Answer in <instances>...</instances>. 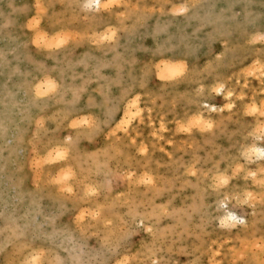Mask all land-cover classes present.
Returning <instances> with one entry per match:
<instances>
[{
    "label": "rangeland",
    "instance_id": "obj_1",
    "mask_svg": "<svg viewBox=\"0 0 264 264\" xmlns=\"http://www.w3.org/2000/svg\"><path fill=\"white\" fill-rule=\"evenodd\" d=\"M198 1L0 0V264H264V0Z\"/></svg>",
    "mask_w": 264,
    "mask_h": 264
},
{
    "label": "bare ground",
    "instance_id": "obj_2",
    "mask_svg": "<svg viewBox=\"0 0 264 264\" xmlns=\"http://www.w3.org/2000/svg\"><path fill=\"white\" fill-rule=\"evenodd\" d=\"M106 1V0H105ZM218 1H221V0H199L198 2H197V4L194 6V8H193V10H192V12L190 13V15L187 17L188 19H194L196 16H197V13H199L200 12V8H202L203 7V9H204V7H207L206 6V3L208 2V4L210 5V3H212L213 5H212V8H215V6H216V4H214L215 2H218ZM223 1H226V2H228V3H236V2H239L240 0H223ZM82 2V1H81ZM83 2H84V5L86 4V3H88L89 2V0H83ZM195 2V1H194ZM100 4H101V7L100 8H106L105 7V5L106 4H103V0H100ZM192 4V3H191ZM109 7V6H108ZM186 7V6H185ZM184 8V7H183ZM211 8V7H210ZM42 9V8H41ZM186 9H187V7H186ZM105 10V9H104ZM20 12H19V9L18 8H13V10H12V14L14 15V17L17 15L18 16V14H19ZM108 14V13H107ZM107 14H105V13H101V14H91L90 15V17H89V20H88V27H90V28H92V29H96V28H101V29H106L107 27H108V25H109V21H110V19H109V16L107 15ZM11 18H13V16L11 17L10 16V19ZM186 18V23H184L185 25H183V28H186L187 27V19ZM244 30V29H243ZM100 31H102V30H99V32ZM104 31V30H103ZM41 34H42V32H40ZM40 33H37L35 36L36 37H38L37 35H41ZM54 33H56V32H53L52 34H54ZM57 33H58V30H57ZM61 32H59V34H60ZM98 33V32H97ZM102 33V32H101ZM107 33V32H106ZM103 34V33H102ZM43 35V34H42ZM41 35V36H42ZM47 35V34H46ZM57 36H56V38H54V39H57V37L58 38H60L59 36H58V34H56ZM40 36V37H41ZM44 36V35H43ZM54 36H55V34H54ZM47 37V36H46ZM61 37H62V33H61ZM63 37H64V35H63ZM62 37V38H63ZM39 38V37H38ZM53 38L51 37V41H53ZM60 39V40H62V41H64L63 39ZM93 39H94V37H93ZM185 39V38H184ZM44 40V39H43ZM96 40V39H95ZM98 41V40H97ZM54 42V41H53ZM37 43V42H36ZM50 45H51V43L52 42H48ZM57 43V42H56ZM56 43H54L55 45H57ZM60 43V42H59ZM54 44H52V46H54ZM61 44V43H60ZM100 44V43H99ZM48 44H46V46H47ZM43 46V45H42ZM49 46V45H48ZM186 46V45H185ZM46 48H48V47H46ZM194 51V50H193ZM193 51H191V52H188V51H184V50H180V51H178V56H179V58H184V57H189L190 56V54H192L193 55ZM224 54L225 55H230L231 53H229L228 52V50H224ZM228 59V58H227ZM226 60V59H225ZM167 61V60H166ZM175 62H180V60L179 61H176L175 60ZM160 63V62H159ZM158 64V63H157ZM159 65V64H158ZM178 66V65H177ZM179 67V66H178ZM181 71H183L182 69H181ZM181 71L180 72H178V73H181ZM164 73H167V72H165L164 71ZM163 73V74H164ZM170 74V73H169ZM176 75H177V73H176ZM173 76V75H172ZM174 76H175V74H174ZM173 76V77H174ZM162 77V76H161ZM165 78V77H164ZM169 78H170V76H169ZM167 79V78H166ZM41 80H37V82L36 83H39ZM8 82V81H7ZM41 82H43V80L41 81ZM10 84H8V86H9ZM43 86V85H42ZM11 88V87H10ZM217 89H219V92L224 96V97H226V98H229V96L231 95V91H226V92H224V93H222V86L221 85H217ZM1 92V91H0ZM217 92V91H216ZM1 94V93H0ZM12 95H10L9 96V101L10 100H12V97H11ZM138 98V97H137ZM130 100V99H129ZM128 100V101H129ZM5 102H7V100H5V97L3 98H0V108L4 105V103ZM135 102V101H134ZM133 102V103H134ZM201 103H204L207 107H208V109H210V110H214V111H216L218 108L215 106V105H212V104H209L207 101H202ZM230 104V103H229ZM226 106V105H225ZM31 106H29L28 105V108H30ZM125 107V106H124ZM130 107V106H129ZM132 107V106H131ZM219 107V106H218ZM223 107V106H222ZM230 107H231V105H230ZM40 108H41V106H40ZM133 108V107H132ZM224 108H226V107H224ZM15 109V108H14ZM134 109H135V107H134ZM125 109H123V111H124ZM137 110V109H136ZM132 111V110H131ZM248 112H249V110H247ZM254 112V111H253ZM252 112V113H253ZM263 115V114H262ZM126 117V116H125ZM124 117V118H125ZM132 117V116H131ZM199 117L201 118L202 117V115H199ZM10 118V117H9ZM9 118H7V116H5V115H3L2 113H1V111H0V130H2V132L5 130V127H6V125H5V122L6 121H9V120H11V119H9ZM205 120V119H204ZM195 122V121H194ZM262 123H264V121L262 122ZM190 125V124H189ZM204 125H206V126H209L210 125V121H208V120H206V122H205V124ZM212 125H213V123H212ZM211 125V126H212ZM262 125V124H261ZM261 125L260 126H258V130H259V128H261ZM77 126V125H76ZM254 130V129H253ZM252 130V131H253ZM260 131H261V129H260ZM1 132V133H2ZM7 133V132H6ZM3 134L4 136V138H3V140L4 141H7V140H10V141H12V142H10V143H12L13 145L15 144H17L16 142H18V139H17V132H16V135H15V132H12V133H10V134ZM251 134V133H250ZM254 134H256V133H254ZM253 134V135H254ZM260 134V133H259ZM258 134V135H259ZM261 136V135H260ZM254 138V137H253ZM257 140V139H256ZM254 141H252V143H253ZM251 143V142H250ZM1 145V144H0ZM4 145V144H3ZM14 145V146H15ZM246 146V145H245ZM11 147H13V146H11ZM144 147V146H143ZM60 148V147H59ZM62 148V147H61ZM248 148V150H245V149H243V151L245 150V152L246 151H248L249 153V155L251 154V153H253V154H251V155H256V157H259L258 156V150H261V149H264V147H262L261 145H259V144H256V143H254V144H252L251 146H249L248 147V145L246 146V149ZM55 149H57V148H55ZM64 149V148H63ZM57 151H58V149H57ZM61 151V150H60ZM51 152V151H50ZM54 152V151H53ZM56 152V151H55ZM54 152V153H55ZM53 153V154H54ZM243 153V152H242ZM48 154H49V152H48ZM57 154H59V152H57ZM61 154V153H60ZM244 154H246V156H249V155H247V152L246 153H244ZM50 155H52V154H50ZM62 155V154H61ZM250 155V156H251ZM245 156V155H244ZM246 156H245V158H246ZM54 157H55V159L57 158V155H56V153H55V155H54ZM254 157V156H253ZM252 157V158H253ZM255 157V158H256ZM242 158V157H241ZM244 158V159H245ZM40 159V158H39ZM49 159H51L52 160V158H49ZM46 160H47V158H46ZM251 160V159H250ZM48 161H50V160H48ZM65 169V168H64ZM66 170V169H65ZM260 171V170H259ZM241 173V172H240ZM70 174V173H69ZM233 174V173H232ZM60 175H63V174H60ZM71 175V174H70ZM255 175V174H254ZM64 177V175L62 176V178ZM220 177V176H219ZM65 178H66V176H65ZM218 178V177H217ZM264 178V177H263ZM64 179V178H63ZM257 180V179H256ZM219 182H220V180H219ZM90 190V189H89ZM247 191V190H246ZM251 191V190H250ZM248 193V192H247ZM248 196V195H247ZM251 196V195H250ZM226 200V199H225ZM233 214V215H235V216H237L238 218H239V220H241V221H243V223H240L241 225H244L245 223H246V217L244 216V215H238L237 213H235L234 211H232V210H230V209H226L223 213H222V215L220 216V222H219V219H218V222L221 224V220H224L227 224H232V223H234L235 224V222H233V221H230V220H228L227 219V217L229 216V214ZM234 226V225H233ZM264 254V253H263ZM27 255V254H26ZM33 255V254H32ZM264 256V255H263ZM123 260V259H122ZM27 263V262H26Z\"/></svg>",
    "mask_w": 264,
    "mask_h": 264
},
{
    "label": "snow or ice",
    "instance_id": "obj_3",
    "mask_svg": "<svg viewBox=\"0 0 264 264\" xmlns=\"http://www.w3.org/2000/svg\"><path fill=\"white\" fill-rule=\"evenodd\" d=\"M109 5H105V7H108ZM101 7V4H100V0H89L88 3L85 4V8H88V9H92V8H95V9H99ZM111 37L109 36H105V39H110ZM261 39H264V37H261ZM55 88V85L54 84H50L49 85V89L50 90H54ZM216 91H219V89H217ZM39 95V91L37 93ZM252 111H256L255 108L252 109ZM258 156L260 157V159L262 161H264V149H261V150H258ZM144 183H151V180L150 179H147L144 181ZM227 183V180L226 179H223L221 178L220 179V184H226ZM228 220L230 221H233L235 223H243V221L239 220V218L233 214H229V216L227 217ZM221 226L222 227H231L232 225L231 224H227L224 220H221Z\"/></svg>",
    "mask_w": 264,
    "mask_h": 264
}]
</instances>
